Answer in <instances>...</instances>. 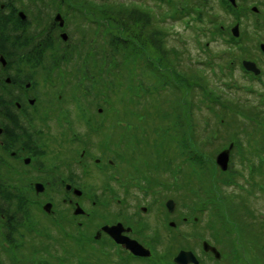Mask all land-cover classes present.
<instances>
[{"label":"trees","instance_id":"trees-1","mask_svg":"<svg viewBox=\"0 0 264 264\" xmlns=\"http://www.w3.org/2000/svg\"><path fill=\"white\" fill-rule=\"evenodd\" d=\"M72 1L28 0L25 5V0H0V55L8 62L6 68L0 64V108H16L15 102H20L24 110L35 109L36 106L25 105L22 101L27 95L34 97L22 88L24 84L34 82L38 72L50 80L48 94L51 95H56L61 87V93L66 96L80 93L94 98L92 102L99 98L101 108L116 109L115 103L121 107L119 113L149 106L170 121L169 127L166 125L169 132L163 133L160 139H170L167 147L175 148V157L183 156L185 167H173L169 159L163 165L165 171L177 180L175 189L204 190L205 195L189 196L199 198L200 201H196L199 204L210 203L211 199L218 203L221 198L223 203H219L231 212L236 225L249 239L248 243L258 251L259 261L264 262V230L260 232L255 228L256 222L262 220L261 212L256 213L250 204L255 202L256 205V200L264 197V185L252 183L255 178L264 177V111L257 112L264 107L255 105L249 109L245 103L225 94L214 81H210L206 71L212 67L207 68L210 63L205 59L200 60L204 64L187 61L186 65L183 56L187 50L183 45L170 43L174 34L170 18L190 20L187 27L204 30L199 36L207 38V44L215 39L225 41L230 48L223 49L222 53L227 55L223 66L232 69L233 65L239 64V71L243 67L242 60L248 58L251 49L244 44L243 36L234 38L228 35V27L218 16L214 0H75L76 5ZM215 1L220 3L221 11L226 10L225 13L233 17L232 25L249 19L250 7L255 4V0H237V6L228 0ZM259 4L264 7V2ZM18 5L27 11H24L26 20L20 18ZM54 13H61L65 21L68 18L63 30H77L78 36L74 37L70 31V34L67 32L69 39L63 40L59 35L62 31L59 24L52 22ZM90 14H98L100 19H90ZM247 32L245 39H250L249 28ZM235 47L240 49L239 53ZM11 69L17 70L16 74L12 75ZM232 74L226 73L225 76L230 78ZM248 75L252 78H243V85L252 87L258 77ZM7 76L11 77V84L4 82ZM53 77L54 85L58 87L54 88L56 91L52 89ZM39 102L41 106L44 104ZM163 104H168V109H162ZM77 106L82 108V104ZM40 109L42 107L37 106V110ZM194 111L202 112L201 127L194 124ZM238 113L249 122L233 119ZM231 115L234 116L231 118ZM85 125L90 128V124ZM7 131L8 136H15L14 131L9 128ZM26 134L30 138L28 131ZM83 139L91 147L90 134H85ZM106 141L108 138L103 139L100 147L104 151L111 148L117 153L119 162L132 158L129 154L133 150L141 149L142 137L125 133L119 142L109 143V148ZM219 141L225 148L234 144L227 172H222L215 164V154L223 147L218 149L212 145ZM156 143L152 147L157 149ZM237 163L243 167L237 169ZM246 168L251 176L252 192L246 191L248 186L240 183L246 176ZM257 187L261 188L259 191L263 196L256 193ZM216 222L221 223L218 219ZM254 231L257 240L253 241L248 236L255 234Z\"/></svg>","mask_w":264,"mask_h":264},{"label":"flooded vegetation","instance_id":"flooded-vegetation-1","mask_svg":"<svg viewBox=\"0 0 264 264\" xmlns=\"http://www.w3.org/2000/svg\"><path fill=\"white\" fill-rule=\"evenodd\" d=\"M250 11L249 19L236 24L244 39L251 27L261 59H244L241 72L251 80L244 62H254L264 85V7L252 5ZM51 96L61 103L62 94ZM49 111L0 108V264H255L238 239L233 242L226 222L213 220L214 200L199 204L190 198L204 190L164 188L153 172L119 174L113 150L106 159L91 158V147L70 151V143L82 137L73 133L69 118L61 130L72 136L68 147L51 149L53 142L45 144L51 134L44 137L46 126L35 120H53Z\"/></svg>","mask_w":264,"mask_h":264},{"label":"rangeland","instance_id":"rangeland-1","mask_svg":"<svg viewBox=\"0 0 264 264\" xmlns=\"http://www.w3.org/2000/svg\"><path fill=\"white\" fill-rule=\"evenodd\" d=\"M26 1L28 0H25V5L27 4ZM261 1L264 2V0H255L253 2L255 4L253 5L259 7V2ZM72 2L76 5L75 0H73ZM214 6L216 9V12H218V16L225 23L226 28L228 27V30H227L229 32L228 34L232 36L231 31L234 28L233 27L234 24L232 25V21L234 20L233 17L231 15L226 14L225 13L226 10L221 11V9L223 10V8H220V3L215 0H214ZM18 8L27 13L26 10L22 9L23 7L21 5H18ZM55 15H56L55 13L52 14V22H53ZM90 15L91 16L88 17L90 19H93V20L100 19L98 14L97 15L90 14ZM67 20L68 18L66 19V21ZM188 21L190 22V20H187V18H185L183 21L182 20L176 21L170 18V23H169V24H172V28H171L172 32L176 36L179 37V38H176L173 34L172 41H170L171 45H174V46L175 44L183 45V48L185 49V51L187 50V52L183 56L184 63L186 64L187 61H193L196 64H204V62L201 63L200 60L205 59L206 60L205 62H208V64L210 63V66L207 65V68L212 67L210 69L208 68V71H206L209 76L210 81H214L215 84L219 86L225 94L231 97L237 98L238 101L240 100L241 102L245 103L248 106L246 108L250 109V108H253L255 105H262L264 107V100H262V98L264 99V97L261 98V95H264V85L254 82L252 84V89H254V92L247 91L245 88V86L247 85H243L244 84L243 83L244 80L242 77L243 74L241 73V71H239V68H238L239 64L233 65L232 69L224 67L225 65L223 62L227 60L226 58L227 55H224L222 52H223V49L230 48L226 44V42L222 41L221 39L220 40L215 39L213 42L207 45L208 41L205 40L207 38H202L201 35L197 37V31H196L197 29L192 30L190 27H187ZM194 25L195 24H193V26ZM249 29H250L252 38L248 41L244 39L245 40L244 44L249 45V47L251 48L248 51L247 56L248 58H253L257 60L261 59V56L259 55V53L254 49L256 42L253 40H256V39L252 36L253 30L250 27ZM66 31L69 32V34L71 31L74 37L78 36V34L76 33L77 30L74 31V29H69V30L66 29ZM199 33H202V32L199 31ZM223 35H226V34H223ZM226 36L224 37L226 38ZM209 47L211 48V50H209ZM237 49L238 47H235V50ZM237 52L239 53L240 49L237 50ZM220 66L222 68H220ZM263 67H264V64H263ZM9 72L12 75H14L16 74L15 72H17V70L11 69ZM226 73L228 74L233 73V74L232 76H230V78H226L225 76ZM234 76L237 78V80L235 79ZM34 78H35L34 82L31 83L32 88L30 90V93L33 94L34 97L38 96V99H39L37 100L35 104L36 106L35 109L37 110V106L42 107V109H50L51 113L49 111V115L54 114L52 118H56L53 120L47 119V121H44L42 123L43 119H41L40 116L35 117V120H37V122L39 121L40 124H44L46 126L44 132H42L41 134L46 138H48L51 134V137L45 140V144L47 143L49 144V142L54 143L52 145L49 144V147L51 149H53V146L56 147V146H61V145L68 147V141L70 138H72V136H69L67 133L63 135L62 134L63 131H61L63 129L62 125L66 124L65 120H68L67 118L71 119L72 127L74 126L73 127L74 134L77 133L80 137H83L87 133L90 134L92 152H89V151L88 152L91 153L89 154L91 158L98 157L100 159H103V155L105 154H106L105 155L106 157L110 156L111 148H109V143L112 144V142H115V143L119 142V140L121 139V137L124 136L125 133H128L131 136L139 134V136L142 137L141 149H139L141 151L133 150L132 153L129 154L130 156L132 155V158L130 157V158H126L124 161H119L116 167L117 172H119V174H123L126 176L127 174H132L135 172L138 173L141 171H143L142 173H145L149 170L150 172H155L159 174V175L153 174V178L158 177V176L161 177L160 179L162 183H165V187L163 186L164 188L175 189V186L177 185V182H176L177 180L175 179V177H173L172 174H170V172L165 171V169L163 168V165L165 164V161L168 159H169L168 162L170 160L172 161L173 167H179V166L185 167V165L182 163L183 156L181 158L175 157V152H176L175 148L169 149L167 147V144H169L171 140L169 139L167 141H163L162 139H160V137L163 136L162 135L163 133L169 132L168 124L170 123V121H167L164 117H161L160 114L156 113L154 109H150L149 106L146 108L145 107L138 108V110H134L133 112H130V113H129V110H127L126 112L120 111L119 113L118 108H121V107L115 103H114V106L116 109H113L114 111L111 109L109 110V109H105L102 107L103 113L100 118L99 115H97L96 113L99 110V108L101 109L102 102L100 101L99 98L98 100L92 102L91 100H93L94 98L93 99H91V97L85 98L80 93H76L75 97H71V94L66 96L64 93H61L63 91L62 88H59L58 89L59 91L56 93V95L62 94L61 103H59L57 101H54L52 99V96L48 94L49 92L48 90L49 88H51V84L49 83L50 80H48L46 77H44V75H42L39 72L36 74ZM22 89H25V84L23 85ZM18 91L19 90H17V92ZM37 91L39 92V94ZM26 92H28V90H26ZM191 96L192 94H190V97ZM27 98H28V95L26 96L25 100H22L24 101L25 105H29ZM87 98H89L90 100L85 101V99ZM73 99L75 100V102H78L80 100L82 104L81 109H79V107L76 104H74L75 102L73 101ZM39 101H42L44 104L41 106ZM46 102H50L48 106ZM59 105L62 108H59L60 107ZM168 106H169L168 104H163L161 108L166 110L168 109L167 108ZM53 109H56L57 111H54ZM30 111H33V110H30ZM262 111L264 110H257V112H262ZM193 113H194L193 115L194 124L196 123L198 127H201L203 125L202 114H201L202 112L194 111ZM82 116H85L87 120L86 124H93L94 127L89 128L88 125L86 126L83 121V119L85 118L84 117L82 118ZM233 116L234 115H231L230 117L232 118ZM235 116L233 117V119L237 118L243 121L242 123L249 122L248 120L243 119L244 116L239 113L235 114ZM207 117L211 118V116H207ZM96 118L97 120H95ZM102 126H104V128H102ZM91 129L93 132L92 131H90L91 133L88 132ZM102 129H104L103 132H102ZM107 138H108V141H106L105 143H108L107 148L109 149L104 148L105 149L104 151L103 148L100 147V144L103 141V139L105 140ZM155 143H156L158 152L156 148L152 147ZM70 146L73 147L72 149H70V151L71 150L75 151L77 149L82 151L84 150L83 149L84 147H88V144L83 139L81 143H77V142L70 143ZM214 146H218L219 147L218 149H221L224 145H223V142L219 141V142H215V144L212 145V147ZM164 147H166V153L163 152V150L165 149ZM224 149L225 147H223L220 151H218L215 154V158L218 155V153H220ZM91 165H93L94 170H96L97 172H100L97 170L93 162L91 163ZM147 166L149 168H147ZM241 167L243 166H241L240 163L236 164L237 169ZM247 169L248 168L245 169L246 176L241 179L240 183L243 186L249 187V188L247 187L246 191L252 192L254 190L252 189V187H250V182H249L251 176L248 175ZM82 172L85 173L83 170ZM90 172H94V171L92 170ZM125 176L123 177V179L127 178ZM210 180H211V174H210ZM101 181H104V180H99L98 184H100ZM146 182H148V179H146ZM252 183H256V184L259 183V184L264 185V177L262 178L260 177L258 179L255 178V180H253ZM195 184L198 185V183H195ZM143 185L147 187L146 184H143ZM159 186L160 184L158 183L157 180H155V187L158 188ZM235 188L238 189V187H235ZM260 189L261 188L257 187L256 193L259 194V196L261 197L263 196V194L261 195V191H259ZM219 201L223 203V200H221V198ZM256 201H257L256 205H255V202H252L250 204L252 205L256 213L261 212L259 215L262 217V220L256 222L255 228H257L258 231L262 232L264 230V197L258 198ZM215 204L216 206H218V208L216 209V213L214 215H217V217L214 216L213 220L215 222L217 219L220 220L221 222L220 224L222 226L226 222L225 229L230 231L229 235L232 236L234 243H236V240L238 239L239 243L244 247L248 259L255 264H264L263 260H260V261L258 260L259 259L257 256L258 251H255V247L251 246V244L248 243L249 239L246 237V235L244 234L240 226L236 225L235 220L232 218L233 216L231 212L229 210L228 211L226 210L224 204H220L219 202L218 203L215 202ZM225 215H226V218L224 222L223 218ZM227 217L229 218V220H227ZM39 218L40 220L42 219L40 215H39ZM254 232L255 234H251L250 236H248L253 241L257 240L256 231ZM257 233L259 234V232ZM262 236H263L262 243H264V234ZM238 250L240 252H243L241 248H239Z\"/></svg>","mask_w":264,"mask_h":264},{"label":"water","instance_id":"water-1","mask_svg":"<svg viewBox=\"0 0 264 264\" xmlns=\"http://www.w3.org/2000/svg\"><path fill=\"white\" fill-rule=\"evenodd\" d=\"M229 1L232 4L236 5V0H229ZM19 15L21 16V18L23 20L26 19V14L24 12H20ZM56 20L57 21H60V26H62V27L64 26V20L62 19V16L60 14L57 15ZM238 28H239V26L237 25L232 30V32H233V34L235 36H238L239 35ZM62 37H63L64 40H67L68 39V35L66 33L62 34ZM262 48L264 50V45L262 46ZM0 62L3 64V66H6L7 65V61H6V59H5L4 56H0ZM244 66L249 71L255 72V74H259L260 73V71L256 67V64L253 63V62L245 61L244 62ZM7 82L10 83L11 80L10 79H7ZM18 106H20V105L18 104ZM1 130L2 129H0V133H1ZM233 147H234V144H231L229 146V148H227L226 150H223L221 153H219L218 156H217V158H216V163L221 168L222 171H227L228 168H229V163H230V158H231V152L233 150Z\"/></svg>","mask_w":264,"mask_h":264},{"label":"bare ground","instance_id":"bare-ground-1","mask_svg":"<svg viewBox=\"0 0 264 264\" xmlns=\"http://www.w3.org/2000/svg\"><path fill=\"white\" fill-rule=\"evenodd\" d=\"M61 16H62V15H61ZM56 17H57V16H56ZM56 17H54L53 22L58 23V24L60 25V21H57V20H56ZM62 19L64 20V26H63V28H64V27H65V19H64L63 16H62ZM68 39H69V38H68ZM68 39H67V40H68ZM67 40H66V41H67Z\"/></svg>","mask_w":264,"mask_h":264}]
</instances>
